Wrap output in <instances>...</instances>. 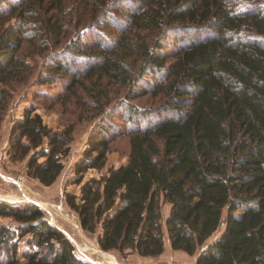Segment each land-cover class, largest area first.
<instances>
[{
  "label": "trees",
  "instance_id": "1",
  "mask_svg": "<svg viewBox=\"0 0 264 264\" xmlns=\"http://www.w3.org/2000/svg\"><path fill=\"white\" fill-rule=\"evenodd\" d=\"M65 6L22 0L0 10V131L11 97L5 84L25 66L23 40L33 35L26 28L60 38ZM112 8L101 22L120 36L88 25L69 48L47 57L48 68L70 77L67 91L88 79L95 96L106 77L130 84L128 97L150 93L161 102L116 99L76 163L71 183L82 184L79 193L65 191L67 205L105 251L157 257L167 238L173 249L197 254L196 264H264V0H114ZM8 11L6 19L15 20L4 27ZM141 30L155 37L124 47L139 46L144 55L131 77L118 49ZM72 131L49 126L35 106L26 107L12 122L7 153L50 186L65 166ZM121 134L130 137L127 161L84 180L89 169L105 168L110 142ZM2 216L15 222L0 224V264H100L78 256L33 202L0 199Z\"/></svg>",
  "mask_w": 264,
  "mask_h": 264
},
{
  "label": "rangeland",
  "instance_id": "2",
  "mask_svg": "<svg viewBox=\"0 0 264 264\" xmlns=\"http://www.w3.org/2000/svg\"><path fill=\"white\" fill-rule=\"evenodd\" d=\"M18 4L22 0H0V10L5 8V2ZM101 0H66L65 6V34L60 38L52 39L48 34L31 32L34 25L30 24L25 31L33 34L23 40L21 57L25 66L5 86L9 87L11 97L7 114L1 122L0 131V199L11 202H33L40 206L49 220L72 240L75 244L77 255L85 260L105 264H196L197 254L190 255L183 250L173 249L166 238L165 250L157 257L141 256L138 253L120 252L117 250L105 251L101 249L97 234L83 230L78 215L67 205L65 191L79 193L81 184L71 183L75 175L76 163L83 157L90 145V136L95 130L96 123L116 104V99L129 98L139 106L155 107L161 102L160 96L150 93L139 96H130L132 89L130 84L119 83L103 77L96 85L97 93L92 95L91 82L88 79L79 81L67 91L63 85L70 80L68 75L61 76L60 71L48 68L47 57L54 52H62L69 48L70 41L75 40L76 35L87 28L86 26L98 23L108 37L120 36L111 25H103L101 20L113 10L114 0H106L102 8ZM98 2V4H96ZM36 15H44L43 10L37 4ZM40 7V8H39ZM42 9V8H41ZM67 9V10H66ZM105 11L107 14H102ZM9 16V11L4 15L3 26L14 22L15 17ZM56 17L53 18V20ZM95 25V24H94ZM78 28L77 32L76 29ZM86 27V28H85ZM84 28V29H82ZM155 37L148 30H141L120 41L119 49L122 58L131 68L129 75L135 76L143 62V51L139 46H133L123 50L128 43L138 41L149 42ZM125 44V45H124ZM73 49V47H72ZM74 50V49H73ZM69 58V56H67ZM172 61L173 59H169ZM47 73L59 75L56 81L48 82L45 79ZM61 74V75H60ZM58 79V80H57ZM83 83V84H82ZM96 92V91H95ZM49 93V95H47ZM58 93L60 95H58ZM97 98V99H96ZM99 98V100H98ZM35 106V112L42 115L44 122L49 126L63 130L72 128L73 140L69 154L64 158L65 166L54 184L44 186L37 179L27 175L26 160H13L7 153L9 133L14 119L21 117L26 107ZM130 151V137L121 134L110 142L107 153L106 166L101 171L89 169L84 180L91 176H100L110 167H117L125 163ZM169 203L163 204L164 218L168 214ZM9 216L0 217V224L14 223ZM224 229L222 225L210 239H215Z\"/></svg>",
  "mask_w": 264,
  "mask_h": 264
}]
</instances>
